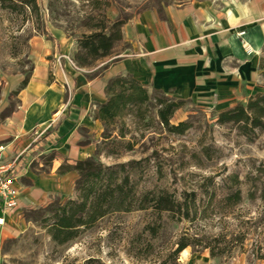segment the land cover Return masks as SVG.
<instances>
[{
	"label": "rangeland",
	"instance_id": "374dc122",
	"mask_svg": "<svg viewBox=\"0 0 264 264\" xmlns=\"http://www.w3.org/2000/svg\"><path fill=\"white\" fill-rule=\"evenodd\" d=\"M212 1L231 8L236 1L244 0H36L37 17H29L28 12L8 15L0 11V102L17 103L12 93L31 73L28 42L33 36L51 39L47 30H58L75 41L94 24L90 18L98 12L106 17L112 11L132 17L188 2ZM120 48L122 44L117 51ZM263 56L261 52L260 58ZM259 71L257 93L263 94L264 71ZM246 103L242 101L232 109L233 115L228 113L231 110L216 112L186 103L170 120L173 126L189 124L181 135L158 127L153 115L156 108L144 107L142 123L134 120L133 114L126 116L121 127L132 150L122 152L117 160L100 157L106 166L147 159L156 188L167 190L177 199L184 192L198 195L196 209L188 217L144 206L110 211L72 228L50 221L26 222L23 231L3 242L1 264H85L90 259L100 264H172L162 260L181 237L193 244L186 249L191 253L198 250L208 256V250L201 249L205 245L223 252L212 259V264H264V258L256 259L264 256V202L258 198L257 178L264 168V135L255 130L252 141L246 136ZM100 145L97 149L102 150ZM232 177L241 183L242 202L220 210L215 217L214 194ZM250 193L255 194L254 199H250ZM148 226L156 229L155 236L146 232Z\"/></svg>",
	"mask_w": 264,
	"mask_h": 264
},
{
	"label": "crops",
	"instance_id": "0c3cea01",
	"mask_svg": "<svg viewBox=\"0 0 264 264\" xmlns=\"http://www.w3.org/2000/svg\"><path fill=\"white\" fill-rule=\"evenodd\" d=\"M234 5L188 2L134 15L122 28L123 48L84 69L72 63L75 41L62 32L47 30L51 39H29V81L15 96L11 115L0 119V166L18 192L16 209L0 206V256L3 242L25 229V213L74 199L78 176L60 175L59 169L95 154L102 133L95 112L112 79L130 76L152 92L216 112L232 110L260 91L264 0ZM107 17L112 22L118 14ZM8 101L0 102V116ZM177 261L212 264L209 255L187 250Z\"/></svg>",
	"mask_w": 264,
	"mask_h": 264
},
{
	"label": "trees",
	"instance_id": "16d2710c",
	"mask_svg": "<svg viewBox=\"0 0 264 264\" xmlns=\"http://www.w3.org/2000/svg\"><path fill=\"white\" fill-rule=\"evenodd\" d=\"M0 11L8 15L28 12L29 17H37L39 6L36 0H0ZM129 19L130 17L118 15L117 19L111 22L104 12H98L93 18H90L94 24L88 26L85 34L75 39L74 50L71 55L74 66L79 69L89 68L95 63L116 54L117 48L122 43V28ZM262 54L264 55V49ZM263 63L264 56L260 58L259 70L264 71ZM29 78L30 74L25 76L12 96H16L25 89ZM105 96V103L96 108L94 117L103 128L100 142L103 149H97L91 158L75 162L72 166L63 165L59 169L60 175L69 171H74L77 174L74 199L65 203L55 201L44 209L29 211L24 216L26 222L50 221L57 225L72 228L81 226L84 222L95 220L110 211L135 207L151 206L164 211L178 212L185 217L189 216L191 210L196 209L197 194L184 192L177 199L167 190L156 188L147 159L131 160L112 166H106L100 162L101 156L117 160L132 150L131 146L125 142L121 132L126 116L134 114L132 118L142 123L145 116V113L141 112L142 109L154 107L156 109L153 115L157 119V126L168 133L181 135L189 129V124L181 122L173 126L170 124V120L184 104L191 102L173 100L158 92H149L147 88L141 86L130 76H118L109 81L105 87ZM14 109L15 104H9L0 119L9 117ZM234 111L231 110L228 113L233 115ZM246 111V136L252 141L255 138V130L264 135V93H257L250 97L246 103ZM258 173V198L264 202V168L262 167ZM240 185L238 178H229L218 190L219 193L214 194L212 212L215 213V217L219 215L220 210L241 204ZM249 196L250 199H254L255 194L250 193ZM145 230L151 236H155L157 232L151 226L146 227ZM174 245L175 249L162 260L163 263L170 260L172 264H178L179 254L183 250L193 247L192 243L182 237ZM201 249L208 250L211 259L223 254V252H217L215 247L209 245H205ZM193 253H200V251L197 250ZM263 258L264 256H260L256 259L262 261ZM85 264L100 263L98 260L90 259Z\"/></svg>",
	"mask_w": 264,
	"mask_h": 264
},
{
	"label": "built area",
	"instance_id": "2783aa9c",
	"mask_svg": "<svg viewBox=\"0 0 264 264\" xmlns=\"http://www.w3.org/2000/svg\"><path fill=\"white\" fill-rule=\"evenodd\" d=\"M8 173L7 168L0 166V206L3 211L16 209L18 200V192L13 186L12 178L8 177ZM2 224L3 219L0 218V226Z\"/></svg>",
	"mask_w": 264,
	"mask_h": 264
}]
</instances>
